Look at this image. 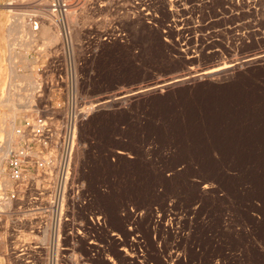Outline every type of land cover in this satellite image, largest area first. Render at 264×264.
<instances>
[{"label":"rangeland","instance_id":"374dc122","mask_svg":"<svg viewBox=\"0 0 264 264\" xmlns=\"http://www.w3.org/2000/svg\"><path fill=\"white\" fill-rule=\"evenodd\" d=\"M50 2L0 0V149L16 145L26 118L64 101L65 64L54 59L61 39L42 36L45 28L59 33L49 25ZM153 2L152 16L135 19L89 0L69 16L76 42L94 25L118 24L127 36L77 62L79 95L103 107L80 128L75 173L107 232L94 230L93 254L82 245L67 259L264 264V0ZM31 15L44 18L39 31ZM224 63L240 64L198 75ZM177 78L188 79L153 89ZM5 157L0 195L13 188ZM7 225L0 264L10 262Z\"/></svg>","mask_w":264,"mask_h":264},{"label":"built area","instance_id":"2783aa9c","mask_svg":"<svg viewBox=\"0 0 264 264\" xmlns=\"http://www.w3.org/2000/svg\"><path fill=\"white\" fill-rule=\"evenodd\" d=\"M89 1L95 2L94 8L132 19L155 13L153 0ZM85 2L51 0L46 11L49 25L59 30L61 39L54 59L65 64V97L57 106L52 104L26 118L22 127L15 129L16 145L7 150L13 188L0 195V228L4 230L7 220L9 264H71L67 256L77 254L82 245L87 253H94V230L107 232L106 216L93 209L87 185L75 173L80 128L103 107V103H89L79 95L77 62L95 58L103 46L124 42L127 35L118 24L106 28L94 25L76 42L69 16ZM31 16L32 29L39 31L44 18ZM97 21H102L101 16ZM27 206L38 211L36 216H25ZM14 215L20 219L14 221Z\"/></svg>","mask_w":264,"mask_h":264},{"label":"bare ground","instance_id":"6f19581e","mask_svg":"<svg viewBox=\"0 0 264 264\" xmlns=\"http://www.w3.org/2000/svg\"><path fill=\"white\" fill-rule=\"evenodd\" d=\"M8 16V15H7ZM0 17H1V15H0ZM7 18V17H6ZM71 19V23H72V25L73 26H75V25H77L78 24V16H76V15H72L71 17H70ZM26 19H32V18H26ZM8 20V19H7ZM32 22V21H31ZM2 24V23H1ZM21 24V22H18V23H16L15 24V29L13 30V31H15L16 29H17V26H19ZM7 26H5V28H6ZM23 27V26H22ZM13 29V28H12ZM18 31V30H17ZM56 31V30H55ZM55 31H50V30H48V29H43V31H42V36H44L45 38H47L49 41H50V43H55L56 41H57V39L60 37L59 36V33H56ZM12 32V31H11ZM11 36V35H10ZM43 39V38H42ZM60 39V38H59ZM44 40V39H43ZM48 44V43H47ZM2 45V44H1ZM2 47V46H1ZM0 47V48H1ZM2 49V48H1ZM255 58H251V59H248V60H245L244 62H248V63H252L251 62V60H254ZM238 64H240V63H235V64H230V65H227V63H224L223 65H220L219 67H217V68H214V69H211V70H207V71H205V72H203V73H200V74H198V75H202V76H204V75H212L213 73H217V72H222V71H228V70H233V69H235L236 67H237V65ZM30 78V85L31 86H33L34 85V80H33V78L32 77H29ZM186 79H188V78H177V79H175V80H173L172 82H170V83H167V84H165V85H161V86H158V87H155V88H153V89H157V88H165V87H168L167 85H170V84H172V85H176V84H181V83H184L185 82V80ZM152 90V89H151ZM1 99H3V98H1ZM7 101L8 102H10L11 100L10 99H7ZM1 103V102H0ZM2 103H4V102H2ZM1 103V104H2ZM13 103V102H12ZM20 108V107H19ZM19 108L18 107H16V105L14 106H11V111H12V113H13V116H16V114L18 113V111H20L19 110ZM30 109H31V107H30ZM26 111V110H25ZM33 113V112H32ZM11 114V113H10ZM2 115V114H1ZM32 115V114H31ZM0 117H2V116H0ZM12 123H14L15 124V122H12ZM11 123V124H12ZM4 126V124H0V133H2L3 131H5L4 129L6 128V126L5 127H3ZM13 132H14V128H13V124H12V126H11V130L9 131V132H7V134H8V136H10V135H12L13 134ZM3 134H5L4 132H3ZM2 134V135H3ZM1 138V137H0ZM4 138V137H3ZM11 139H13V138H11ZM14 142V141H13ZM12 145V144H11ZM3 146V145H2ZM5 146V145H4ZM1 147V146H0ZM9 148V147H8ZM6 151L7 150H5V149H0V161H2V159L5 157V155H6ZM6 158V157H5ZM1 173V172H0ZM6 176V175H5ZM8 178V177H7ZM4 179H6V178H4ZM6 184H8V183H6ZM25 216L27 217V218H30V217H33V216H36V214L38 213V211H36L35 209H32V208H30L29 206H27V209H25ZM6 248V247H5ZM5 250V249H4ZM3 255L0 253V260L1 259H3Z\"/></svg>","mask_w":264,"mask_h":264}]
</instances>
